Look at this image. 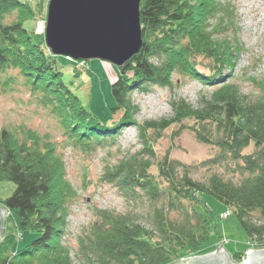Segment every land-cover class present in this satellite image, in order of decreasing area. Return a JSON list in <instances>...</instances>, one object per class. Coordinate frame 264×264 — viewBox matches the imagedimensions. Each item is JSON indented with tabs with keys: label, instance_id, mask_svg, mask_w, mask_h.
<instances>
[{
	"label": "trees",
	"instance_id": "1",
	"mask_svg": "<svg viewBox=\"0 0 264 264\" xmlns=\"http://www.w3.org/2000/svg\"><path fill=\"white\" fill-rule=\"evenodd\" d=\"M42 2L33 6L28 0H0L1 88L16 85L21 77L29 96L57 118L67 144L84 152L118 149L114 142L119 133L134 127L139 148L107 166L102 180L130 202L147 206L149 227L128 210L95 208L72 250L62 238L76 190L66 177L63 153L48 134L24 124L1 127L0 183L11 182L14 190L0 203L18 235L5 233L3 227L0 264H175L185 255L208 251L218 216L201 193L230 207L249 242L264 247V75L251 78L255 91L248 94L233 81L243 48L235 7L220 0H141L143 45L118 69L111 84L114 105L99 118L64 78L61 61L72 60L46 47L45 17L39 31L25 27L37 19L36 6ZM71 63L72 74L78 76L80 64ZM175 73L210 86L200 105L174 98L170 116L137 120L139 107L132 93L170 88ZM173 125L178 127L175 135L188 129L196 140L217 149L201 166L223 167L238 178L209 172L198 180L190 165L167 152L156 160L154 144ZM25 233L29 240L22 244Z\"/></svg>",
	"mask_w": 264,
	"mask_h": 264
},
{
	"label": "rangeland",
	"instance_id": "2",
	"mask_svg": "<svg viewBox=\"0 0 264 264\" xmlns=\"http://www.w3.org/2000/svg\"><path fill=\"white\" fill-rule=\"evenodd\" d=\"M28 1L33 6L36 5V0ZM220 1L229 2L235 7L238 36L243 46L232 72L233 81L235 80L244 93H253L255 90L251 85V78L264 75V0ZM47 3L48 0H44L41 7L36 6L38 8L37 19L34 22H26L25 27L37 31L42 28L41 21L46 16ZM69 60L72 61H61V70L65 80H67L66 82L72 89L76 90L83 104L90 111L99 118H105L108 114V108L114 105L111 84L118 75V69L110 62L98 59L88 62H77L72 58ZM71 62L80 64L79 68L83 71L78 72V76L74 77L72 74L73 63ZM87 69L90 70V73ZM198 69L201 72H206L203 65H199ZM8 74H16V72L9 71ZM172 80L173 84L170 88L153 86L147 91H134L132 93V99L139 107L137 120L144 121L145 119L170 116L169 101L174 98H184L195 107L199 106L202 97L206 96L210 90L209 85H204L199 80L188 76L183 77V75L175 73L172 75ZM21 83V77H18L17 84L9 86L8 89L3 90L0 85V128H13L19 124H24L41 134H48L51 140L57 144V151L63 153L66 177L76 190V197L68 209L66 230L62 238L64 243L66 242L74 250L76 237L82 228L86 229V226L93 220L95 208H107L117 212L128 210L149 227L146 215L147 206L140 202H130L116 186L102 180L104 169L107 166L116 163L120 158L119 156L125 154L126 151L130 153L139 148L134 127L124 128L119 133L114 142L116 143L115 146L120 145L118 149L113 146L108 150L104 146L105 148H98L89 153L84 152L78 146L67 144L57 118L50 113L48 108L37 104L35 97L29 96V91ZM187 123L191 124L193 121ZM177 130V126H171L155 142L156 160L167 152L170 158L181 164L190 165L192 177L198 180L206 178L209 172H217L230 179L232 177L235 180L238 178V175L232 174L231 171L229 172L223 167L209 169L201 166L204 160L209 159L217 152V149L196 140L191 130L183 129L178 135H175ZM151 171L157 173L156 167L153 166ZM13 190L14 184L1 182L0 199L9 197ZM200 197L218 216L217 226L211 236L210 244L205 250L214 251L217 247L222 246L232 257L237 252H242L241 255H244L247 250L252 249V246L255 247L253 243L249 242L246 231L230 207L211 195L201 193ZM0 209L6 211L3 218L5 233L18 235L11 222L10 213L1 203ZM27 238L29 240L28 234L25 233L21 241L22 244L28 242ZM202 254H188L179 260Z\"/></svg>",
	"mask_w": 264,
	"mask_h": 264
},
{
	"label": "water",
	"instance_id": "3",
	"mask_svg": "<svg viewBox=\"0 0 264 264\" xmlns=\"http://www.w3.org/2000/svg\"><path fill=\"white\" fill-rule=\"evenodd\" d=\"M141 0H48L43 28L44 42L53 55L88 62H110L122 68L143 45L140 21ZM4 213L0 209V241ZM231 255L222 246L207 254L183 258L175 264H222L202 262L211 255ZM247 259L237 264H264V247L246 251Z\"/></svg>",
	"mask_w": 264,
	"mask_h": 264
},
{
	"label": "flooded vegetation",
	"instance_id": "4",
	"mask_svg": "<svg viewBox=\"0 0 264 264\" xmlns=\"http://www.w3.org/2000/svg\"><path fill=\"white\" fill-rule=\"evenodd\" d=\"M253 249V248H252ZM209 252H212V251H206V252H204L203 254H207V253H209ZM244 253V252H243ZM248 257H247V255H246V252L244 253V255H241L240 256V258H236V257H234V256H232L231 257V262H229V263H231V264H237V263H240V262H242L243 261V259H247ZM202 262H215V263H224L225 261H226V259L224 258V257H222V256H218V255H211L210 257H208V258H205V259H202L201 260ZM257 259L256 258H254V260H253V263H257Z\"/></svg>",
	"mask_w": 264,
	"mask_h": 264
},
{
	"label": "built area",
	"instance_id": "5",
	"mask_svg": "<svg viewBox=\"0 0 264 264\" xmlns=\"http://www.w3.org/2000/svg\"><path fill=\"white\" fill-rule=\"evenodd\" d=\"M68 59H70L69 57H67Z\"/></svg>",
	"mask_w": 264,
	"mask_h": 264
}]
</instances>
